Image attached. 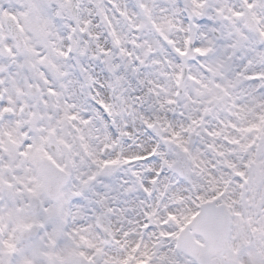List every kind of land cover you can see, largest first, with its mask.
Here are the masks:
<instances>
[{"label":"rangeland","instance_id":"obj_1","mask_svg":"<svg viewBox=\"0 0 264 264\" xmlns=\"http://www.w3.org/2000/svg\"><path fill=\"white\" fill-rule=\"evenodd\" d=\"M65 2L0 0V262L194 264L175 239L213 199L231 212V248L247 246L245 226L253 230L240 263L263 264L264 0H79L77 19ZM185 6L194 18L185 19ZM245 7L255 11L254 31L241 21ZM6 15L21 28L23 54ZM189 39L200 54L193 63L183 57ZM182 65L189 73L180 84ZM216 124L229 135L218 145L208 133ZM165 139L186 152V179L170 171L175 150ZM43 157L70 174L55 203L42 194ZM30 196L42 203L37 215ZM34 223L38 238L23 243L19 231Z\"/></svg>","mask_w":264,"mask_h":264},{"label":"water","instance_id":"obj_2","mask_svg":"<svg viewBox=\"0 0 264 264\" xmlns=\"http://www.w3.org/2000/svg\"><path fill=\"white\" fill-rule=\"evenodd\" d=\"M77 0H69L67 2V9L76 17L75 8ZM187 14L191 17L189 9L186 10ZM201 17V16H200ZM246 20V27L248 29L253 28V22L249 18L248 12L242 16ZM6 24L16 41L18 51L24 49V44L21 38L20 30L17 27L15 21L8 17L5 19ZM218 37L216 32L213 33ZM198 56V53L192 50V43H188L185 57L189 60ZM186 68H182L180 81H183L186 76ZM34 87L29 88L31 95L36 94ZM180 92V90H179ZM25 113L27 108H22ZM192 137V136H191ZM166 148H170L172 143L170 141H164ZM49 147L54 150L52 144ZM108 151V150H107ZM188 160L185 154L177 149V161L171 166V170L177 173L181 178L185 177V168ZM42 178H43V192L51 200L56 201L59 198V192L61 187L68 180V176L63 171L56 168L51 162L43 159L41 161ZM41 204L36 197L30 198L29 211L33 214L39 213ZM104 242L107 243L110 236L101 230ZM37 235V226H31L20 232V237L25 240L29 237H35ZM194 235L201 236L204 239V244H199ZM229 235V218L228 213L221 206L215 205L214 202H205L200 205L199 212L193 217V219L180 231L176 242V248L186 254L193 257L198 264H219V258L215 257L211 259V256H219L227 249V238Z\"/></svg>","mask_w":264,"mask_h":264},{"label":"flooded vegetation","instance_id":"obj_3","mask_svg":"<svg viewBox=\"0 0 264 264\" xmlns=\"http://www.w3.org/2000/svg\"><path fill=\"white\" fill-rule=\"evenodd\" d=\"M246 8H247V7L243 8V9H246ZM249 13H250L251 16L254 18V21H255V28H256V24H257L258 19H257V17L254 15V14H255L254 9H253V8H250V9H249ZM241 21H242V20H241ZM242 22H243V21H242ZM248 226H249V225H246V226H245V230H246V232H247V228H248ZM250 227H251V226H250ZM253 242H254V237L252 238V240H249V237H248V239H247V243H248V245L250 246V244H253ZM248 245H247V246H248ZM247 246H245V245L243 246V244L240 243V244H236L235 247L229 248V250L227 251V253H225V255L221 257V258L223 259V260H221V261L223 262V264H227L226 261L231 262V259H233V258H237V259H238L239 254H240L243 250H245L246 252H247L248 250H250V248L247 247ZM257 250H258V249H256V250H251V251H257ZM255 256H257V254H255ZM10 257L13 259V251L10 252ZM261 260L264 262V256H261ZM12 264H13V262H12ZM263 264H264V263H263Z\"/></svg>","mask_w":264,"mask_h":264},{"label":"trees","instance_id":"obj_4","mask_svg":"<svg viewBox=\"0 0 264 264\" xmlns=\"http://www.w3.org/2000/svg\"><path fill=\"white\" fill-rule=\"evenodd\" d=\"M217 125L218 124H216L213 127H209V131H208L209 137H211L214 145H218V142H222V137L224 135L223 132H221V130L215 128V127H217ZM210 145H212V143H210ZM212 151H213V149H212ZM231 151H233V152L235 151L234 147H233V149H231Z\"/></svg>","mask_w":264,"mask_h":264},{"label":"bare ground","instance_id":"obj_5","mask_svg":"<svg viewBox=\"0 0 264 264\" xmlns=\"http://www.w3.org/2000/svg\"><path fill=\"white\" fill-rule=\"evenodd\" d=\"M243 258V260H246V257H242Z\"/></svg>","mask_w":264,"mask_h":264}]
</instances>
